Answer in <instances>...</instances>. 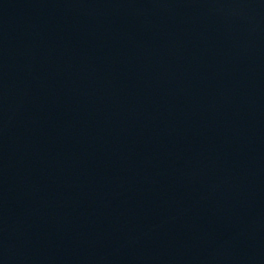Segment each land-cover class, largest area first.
I'll return each instance as SVG.
<instances>
[{"label":"water","instance_id":"1","mask_svg":"<svg viewBox=\"0 0 264 264\" xmlns=\"http://www.w3.org/2000/svg\"><path fill=\"white\" fill-rule=\"evenodd\" d=\"M0 264H264V0H0Z\"/></svg>","mask_w":264,"mask_h":264}]
</instances>
